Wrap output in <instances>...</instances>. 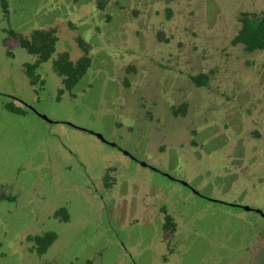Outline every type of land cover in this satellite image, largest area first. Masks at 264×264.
Here are the masks:
<instances>
[{"label": "rangeland", "instance_id": "1", "mask_svg": "<svg viewBox=\"0 0 264 264\" xmlns=\"http://www.w3.org/2000/svg\"><path fill=\"white\" fill-rule=\"evenodd\" d=\"M263 10L264 0L9 1L0 18V264H41L28 238L45 231L58 236L46 256L53 264H264L258 215L203 201L73 127L203 196L264 213V50L231 44L238 14ZM50 28L56 51L33 86L22 69L33 58L5 31ZM81 44L91 66L67 91L51 63L59 53L77 60ZM200 73L208 81L198 88L189 75ZM9 96L55 123L7 111ZM109 165L121 176L107 204L88 177ZM160 203L180 222L169 243ZM58 207L69 221L53 217Z\"/></svg>", "mask_w": 264, "mask_h": 264}, {"label": "flooded vegetation", "instance_id": "2", "mask_svg": "<svg viewBox=\"0 0 264 264\" xmlns=\"http://www.w3.org/2000/svg\"><path fill=\"white\" fill-rule=\"evenodd\" d=\"M9 1L11 0H0V18L2 16H5L7 15L6 13L8 12V9H9ZM50 29H54V28H50ZM48 29V30H50ZM48 30H33V31H48ZM10 31V32H9ZM32 31V32H33ZM6 33V36L7 38H9L11 41L13 39H15V37H19L18 38V41L19 43L17 44V47H21L23 50H25L27 52V54L29 56H31L33 58V60L31 62H25L23 64V71L25 73V75L27 76V78L29 79L30 81V84L35 86V85H38V84H41V86L43 85V79H44V74H43V69H42V64L44 63H41L39 64L33 71V75L35 77H37V81L36 82H33V79L30 78L28 76V74L26 73V68L28 67V65H34L35 64V61L37 59L36 56H32L31 54H29V52L27 51V47L29 45V41H30V36H31V33L30 35H27L26 37L24 36H20L18 34H14L12 32V30H8L7 32L5 31ZM24 38V39H22ZM55 51H56V45H55ZM55 53V52H54ZM9 58H12L14 57L13 54L10 52L9 55H7ZM52 57V56H51ZM50 57V58H51ZM81 58V56H80ZM78 58V59H80ZM77 59V60H78ZM91 59V58H90ZM50 60V59H49ZM56 60V57L55 59H53V61ZM71 60V59H70ZM73 62H75L76 60H71ZM92 61V60H91ZM91 64V62H90ZM91 66V65H90ZM51 68H52V65H51ZM89 69V68H88ZM87 69V70H88ZM53 70V68H52ZM54 71V70H53ZM55 72V71H54ZM87 72V71H86ZM43 74V75H42ZM86 74V73H85ZM84 74V75H85ZM83 75V76H84ZM58 76V75H57ZM61 79V77H60ZM62 80V79H61ZM78 83V82H77ZM76 83V84H77ZM64 90H67L69 91L68 89H66L64 87ZM71 90V89H70ZM9 98L11 99L8 103L5 104V108L7 106H10L12 105V107H16L14 105V103L18 104V105H21L20 106V110L24 111L23 109H26V110H29V111H32L34 113H37L35 111H33L32 107H29L28 105H25L24 103H22L21 101H18V99L16 98H12L9 96ZM18 108V106L16 107ZM23 108V109H22ZM6 110L8 111V109L6 108ZM10 112V111H9ZM49 120H51V122H48V121H43L49 125H52L53 123H55L54 120L48 118ZM63 125L67 126V127H70V123H64ZM72 126V125H71ZM75 130H79V131H82V132H87L88 134H90L91 136H93L95 139H97L102 145L108 147V149H112L113 151H117L119 154L122 155V157H125L127 158L128 160L134 162L139 168L141 169H147V170H150V171H153V172H157L158 174L164 176L165 179H169L170 181L172 182H175L177 183L178 185H180V187H184L185 189L189 190L193 195H195L196 197L200 198V199H203V201H207L208 203H212V204H219V205H222V206H227V207H233V208H239L240 210L244 211V212H252V213H255L256 215L259 216L260 219H262L264 221V213L262 212V210L258 209V207H252V206H243V205H240V204H237V203H234V202H229V201H226V200H223V199H216L214 198L213 196L211 197H208V196H203L200 192V190L196 187H192L190 184H189V180L187 181L186 179H183V178H178V177H175L174 175H172L171 173H166L164 172L163 170L159 169L155 163H152L151 161L149 160H145L143 158H137L136 156H134L133 153L131 152H127V151H124L125 149L124 148H121V147H118L116 145L115 142L113 141H110V140H106L102 135L98 134V133H95V132H92V131H89L88 129H83L81 127H78V126H73ZM71 127V128H73ZM142 136V135H141ZM104 170L105 173H104ZM118 173V174H117ZM118 176H121V173L120 172H117V169H115L114 166H107L106 168H104L103 170L99 171L98 173H94L93 176L91 177H88V180L90 181V183L94 186H100L103 190H102V193L103 195L102 198L104 201H106V203L108 204L109 202L108 201V198L112 195V193L116 190V184L117 182L120 180V178ZM189 178V177H188ZM104 194L106 196H104ZM92 200H96L97 202H100L101 199L96 197V196H91V201ZM88 202H90V199L88 198ZM91 203V202H90ZM199 203V201H195L192 203V206H194V204H197ZM91 205V204H90ZM156 208V206H155ZM248 208V209H247ZM59 209L63 210V213L62 216L64 218V215L68 217L69 219V213H68V208H65V207H58L56 211H58ZM156 210H159L158 212V215L159 217H156L155 218H158V223L160 224V229L161 231L164 233V235L167 237V241L168 243L170 241L173 240L174 237H177V233L179 231V227H180V222L178 220H175V218L170 215V212H169V209H168V206L165 205V204H157V208ZM55 211V212H56ZM55 212L53 213V217L56 218L54 216ZM67 212V214H65ZM177 214H184V210L181 211L179 210V212H176ZM62 216H59L62 218ZM67 219V220H68ZM160 219V220H159ZM69 221V220H68ZM67 221V222H68ZM169 221V223H168ZM47 232V231H45ZM44 233V232H43ZM41 233V234H43ZM264 233V232H262ZM41 234H38V235H41ZM183 234H179V236H182ZM36 236V235H35ZM174 236V237H173ZM58 237V236H57ZM31 242V241H30ZM32 243V242H31ZM55 243V242H54ZM53 243V244H54ZM52 244V245H53ZM33 246V244H32ZM168 246V249L170 248L169 244H167ZM52 247V246H51ZM50 247V249H51ZM173 248V246H171ZM172 248L169 249V251L173 252L174 250H172ZM49 249V250H50ZM48 250V251H49ZM33 252H35V255L38 256V254H36V251L33 250ZM48 252L43 254L42 256H38L40 257V261H41V264H50L55 261H57V258L56 259H52L50 260L51 262H49V260L46 258ZM56 255H60V251L58 249H56ZM73 262V261H71ZM69 262V264L71 263ZM88 262V264H92L93 263V260H90V261H86ZM55 264V263H54ZM72 264V263H71Z\"/></svg>", "mask_w": 264, "mask_h": 264}, {"label": "trees", "instance_id": "3", "mask_svg": "<svg viewBox=\"0 0 264 264\" xmlns=\"http://www.w3.org/2000/svg\"><path fill=\"white\" fill-rule=\"evenodd\" d=\"M239 28L237 33L231 39L232 45H239L244 52L253 53L264 50V10L261 13L242 12L238 14ZM24 39V38H22ZM58 41L56 30L50 29L48 31H33L30 36L27 51L37 59L34 65H28L26 73L33 82L37 81V77L33 75L34 69L41 63L49 61L50 57L55 52V45ZM82 45V44H81ZM82 56L75 62L71 61L67 53H59L56 60L52 61L51 65L55 73L61 77L63 86L70 90L83 77L87 69L90 67L91 59L88 56V50L85 46H81ZM190 81L198 88L207 85L208 75L197 74L189 75ZM8 111L23 114L24 111L19 108L6 107ZM187 108L186 103L180 105L177 109L173 108V114H184ZM63 210L59 209L54 216H62ZM66 214V213H65ZM63 218V216H62ZM65 220L68 219L64 215ZM169 223V221H168ZM57 234L53 231L44 232L41 235L29 237L33 246L32 250L36 251L38 256L47 253L52 244L56 241Z\"/></svg>", "mask_w": 264, "mask_h": 264}, {"label": "water", "instance_id": "4", "mask_svg": "<svg viewBox=\"0 0 264 264\" xmlns=\"http://www.w3.org/2000/svg\"><path fill=\"white\" fill-rule=\"evenodd\" d=\"M33 111H34V110H33ZM37 115H38V117H40V118L43 119L44 121L51 122V120H49L46 116L41 115V114H38V113H37ZM247 209H248V208H247Z\"/></svg>", "mask_w": 264, "mask_h": 264}]
</instances>
